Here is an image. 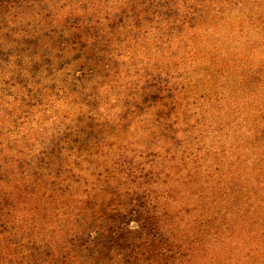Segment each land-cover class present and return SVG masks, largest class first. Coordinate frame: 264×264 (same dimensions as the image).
Here are the masks:
<instances>
[{
  "label": "trees",
  "instance_id": "16d2710c",
  "mask_svg": "<svg viewBox=\"0 0 264 264\" xmlns=\"http://www.w3.org/2000/svg\"><path fill=\"white\" fill-rule=\"evenodd\" d=\"M153 1L158 4L148 1L140 7L146 17L139 23L144 20L147 28H169L163 39L176 36L179 43L171 48L178 52L185 47L182 59L189 57L193 71L201 73L203 87L214 90L208 98L211 105L205 103L198 108L195 122L182 124L193 102L170 77L153 71L141 84L136 73L118 66L117 74L122 76L108 80V49L89 46V33L84 28L68 36L64 31L73 32L74 28L45 30L34 43L49 35L55 44L38 56L37 48L28 41L0 45V59L5 61L16 51L34 47L30 52L35 58L34 78L40 80L45 75L56 92L68 85L70 92L82 87L86 96V87L91 80L96 81L86 96L92 113L100 101L98 88L111 84L114 94H120L117 97L123 102L122 108L134 107V115L148 126V147L152 150L169 138H177L180 131V138L193 140L196 122L199 127L205 126L203 122L217 123L221 133L233 109L227 105L225 94L210 102L216 90L225 87L220 80L223 64L217 57L224 60L230 50L238 48L234 42L264 28V1ZM210 28H219L216 48ZM187 37H191V47L187 46ZM54 48L56 52L51 54ZM57 70H66L63 83L58 81ZM131 96L138 98L132 102ZM70 103H75L74 98ZM47 106H42L38 123L19 135L22 141L16 138L11 142L14 149L21 146L16 159L5 154L9 150H4L0 138V264H34V256L57 254L55 264H264L263 156L255 160L235 154L213 155L209 166L196 160L193 169L191 161L183 158L179 165L170 163L176 154L169 148V158L155 157L142 163L128 158L130 161L119 167H98L89 179L81 174L82 168L77 172L70 132L59 134L49 124L62 113L54 105ZM79 111L85 117V112ZM94 115L87 114L85 125L74 133L77 141L105 139L106 127ZM9 130L16 134L19 129ZM4 131L1 128L0 135ZM249 133L253 139L264 135L261 129ZM216 138L224 140L223 136ZM48 176L55 177L49 187ZM63 176L71 179L64 183L60 179ZM120 183L127 184L123 191L116 186ZM56 237L63 242L55 241ZM66 244L69 251L64 250ZM24 248L39 253L20 254ZM20 257L22 261L18 262Z\"/></svg>",
  "mask_w": 264,
  "mask_h": 264
},
{
  "label": "rangeland",
  "instance_id": "374dc122",
  "mask_svg": "<svg viewBox=\"0 0 264 264\" xmlns=\"http://www.w3.org/2000/svg\"><path fill=\"white\" fill-rule=\"evenodd\" d=\"M148 1L158 4L153 0H0V45L12 46L16 40L28 41L37 48L35 56H38L46 50H51L55 44L54 38L49 35H44L39 39V43H34V38L45 34V30L74 28L73 32L71 29L64 31L68 36L69 33L80 32L84 28L83 30L89 33V46L108 49L106 52L109 55H105L111 72L108 80L119 79L122 76V73L117 74L118 66H127L129 72L136 73L141 84L150 78L153 71L161 77H170L179 85V89L191 98L186 99L193 102L187 117L183 115L185 120L182 124L190 120L195 122L197 120L195 113L200 114L198 108L208 103L209 94L214 93V90L210 91V86L203 87L201 73L193 71L189 57L186 60L182 59L185 47L178 52L171 48L172 44L176 46L179 43L178 38L172 36V40L163 39L169 28H147L144 20L139 23L138 20L146 17L143 8L140 7L146 6ZM215 1L220 4L229 0ZM80 18L82 23L78 24ZM73 23L76 24L71 26ZM209 32L216 48L219 28H210ZM246 37L249 38H241V41L233 43V46L238 48L230 50V54L225 56L224 60H221L220 56L217 57L219 63L223 64L220 80L225 87L223 90H216L210 102H215L221 94H225L227 105L233 109L232 115L225 124H222L225 128L221 133L217 123L203 122L205 126L199 127L196 122L193 128L196 135L193 140L180 138L182 135L180 131L177 138L167 139L155 150L148 147L150 142L147 139L148 126L139 115H134V107L131 110L122 108L123 102L117 97L120 94L118 92L114 94L115 89L111 84L98 88L100 101L96 105L98 109L92 113L90 98L86 96L90 88L97 84L96 81L91 80L93 83L86 87V96L82 94L85 91L82 87L70 92L68 85L63 89L60 87V91L56 92L51 89L48 80H45V75H42L40 80L34 78L35 58L34 55L30 56V52H34V47L30 50L16 51L17 54L14 53L12 58L5 61L0 59V129H5L0 138L4 150H9V153L5 154L11 159H16L21 146L14 149L11 142L38 123L43 113V105H48L47 108L54 105L62 115L49 124L54 132L59 134L65 133L66 130L70 132L74 149L72 153L78 162L77 172L78 168H82L81 174L89 179L98 167L104 165L107 169L108 165L114 164L119 167L125 165L128 158L140 163L155 157L169 158V148L176 154V158L170 163L174 161L179 165L183 158L186 162L191 161L190 167L193 169V161L196 160L205 161L209 166L213 155L235 154L255 160L262 156L264 158V135L260 133L256 139L249 136L250 131L257 132L259 129L264 131V28H259L254 34L250 32ZM190 38H186L188 47L192 45ZM76 41L80 46L81 40L78 36ZM92 48L88 47V50ZM53 52H56V48L50 51L51 54ZM213 53L214 51L212 55ZM65 71L57 70L59 83H63L62 74ZM226 91L228 93H225ZM72 98L75 103H70ZM136 98L138 97L131 96L129 100L133 102ZM79 109L86 115L95 114L94 116L102 120L101 123L106 127L103 132L105 139L101 136L99 142H95L94 137L87 141L76 140L74 133L79 132L78 129L88 120L85 114V117L81 116ZM76 111L77 114H74ZM218 119L222 120L221 117ZM112 125L115 127L112 128ZM9 129L19 130L15 134ZM80 135L79 133L78 136ZM216 135L223 136V142H219ZM25 152L26 150L20 155ZM54 179L55 177H47L48 187ZM60 179L66 183L71 178L63 176ZM116 186L123 191L127 184L120 183ZM32 238L34 240V237ZM55 241L63 242L58 237ZM64 250L69 251L67 244L64 245ZM30 251L39 253L34 248H27L26 251L24 248L20 254ZM57 256H34V264H55ZM20 261L22 257L18 259V262Z\"/></svg>",
  "mask_w": 264,
  "mask_h": 264
}]
</instances>
